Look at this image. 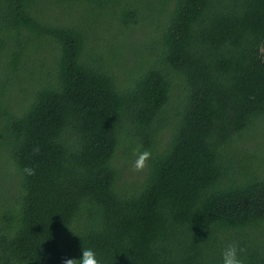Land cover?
Here are the masks:
<instances>
[{
    "label": "trees",
    "instance_id": "trees-1",
    "mask_svg": "<svg viewBox=\"0 0 264 264\" xmlns=\"http://www.w3.org/2000/svg\"><path fill=\"white\" fill-rule=\"evenodd\" d=\"M230 243L264 264V0H0V264Z\"/></svg>",
    "mask_w": 264,
    "mask_h": 264
},
{
    "label": "clouds",
    "instance_id": "clouds-1",
    "mask_svg": "<svg viewBox=\"0 0 264 264\" xmlns=\"http://www.w3.org/2000/svg\"><path fill=\"white\" fill-rule=\"evenodd\" d=\"M39 149H34V152H38ZM151 158L150 151H136V159L133 164L135 171H143L147 166V161ZM24 173L31 176L35 175L33 168L25 167L23 169ZM245 249L239 248L235 243L228 244L222 252V264H243V261L239 258V253L244 252ZM63 264H101L100 260L97 258V254L90 248L81 249V255L79 258L65 257L63 259Z\"/></svg>",
    "mask_w": 264,
    "mask_h": 264
},
{
    "label": "rangeland",
    "instance_id": "rangeland-1",
    "mask_svg": "<svg viewBox=\"0 0 264 264\" xmlns=\"http://www.w3.org/2000/svg\"><path fill=\"white\" fill-rule=\"evenodd\" d=\"M126 167L128 168L129 171H131V166H130V165H127ZM132 169H133V172H134L135 170H134L133 167H132ZM137 172H138V171H137Z\"/></svg>",
    "mask_w": 264,
    "mask_h": 264
}]
</instances>
